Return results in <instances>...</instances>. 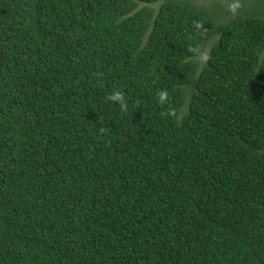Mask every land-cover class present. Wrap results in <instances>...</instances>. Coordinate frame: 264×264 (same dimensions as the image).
I'll return each instance as SVG.
<instances>
[{
  "label": "trees",
  "instance_id": "1",
  "mask_svg": "<svg viewBox=\"0 0 264 264\" xmlns=\"http://www.w3.org/2000/svg\"><path fill=\"white\" fill-rule=\"evenodd\" d=\"M0 264H264V18L0 0Z\"/></svg>",
  "mask_w": 264,
  "mask_h": 264
},
{
  "label": "rangeland",
  "instance_id": "2",
  "mask_svg": "<svg viewBox=\"0 0 264 264\" xmlns=\"http://www.w3.org/2000/svg\"><path fill=\"white\" fill-rule=\"evenodd\" d=\"M188 1L209 13L215 23L222 24L239 16L255 15L264 18V6L259 0H183ZM209 42L205 55L199 59L200 65L204 63L211 44Z\"/></svg>",
  "mask_w": 264,
  "mask_h": 264
},
{
  "label": "clouds",
  "instance_id": "3",
  "mask_svg": "<svg viewBox=\"0 0 264 264\" xmlns=\"http://www.w3.org/2000/svg\"><path fill=\"white\" fill-rule=\"evenodd\" d=\"M167 97V93L166 92H160L158 94V98L160 102H164L166 100ZM109 99L113 100V101H118L121 102V105L123 106V97L121 96V94L119 92H114Z\"/></svg>",
  "mask_w": 264,
  "mask_h": 264
}]
</instances>
